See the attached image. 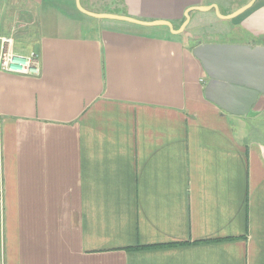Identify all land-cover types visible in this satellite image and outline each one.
<instances>
[{"label":"crops","instance_id":"crops-1","mask_svg":"<svg viewBox=\"0 0 264 264\" xmlns=\"http://www.w3.org/2000/svg\"><path fill=\"white\" fill-rule=\"evenodd\" d=\"M78 1L0 0L41 67L0 68V264H264V94L226 112L193 52L264 40V0Z\"/></svg>","mask_w":264,"mask_h":264},{"label":"water","instance_id":"water-1","mask_svg":"<svg viewBox=\"0 0 264 264\" xmlns=\"http://www.w3.org/2000/svg\"><path fill=\"white\" fill-rule=\"evenodd\" d=\"M253 2L254 0L229 14L218 13L222 18L230 19L244 12ZM78 7L93 16L119 18L143 24H166L171 26L169 20L142 21L112 13H95L85 9L80 0L78 1ZM193 8L217 9L218 7L215 4L190 7L187 10V19L183 28L188 24L190 19L189 12ZM193 52L201 61L209 77L205 86L206 98L230 114L247 116L259 97L264 94V41L256 44L199 41L194 46Z\"/></svg>","mask_w":264,"mask_h":264},{"label":"built area","instance_id":"built-area-1","mask_svg":"<svg viewBox=\"0 0 264 264\" xmlns=\"http://www.w3.org/2000/svg\"><path fill=\"white\" fill-rule=\"evenodd\" d=\"M11 42L12 37L2 38V46L0 50V68L19 74L39 75L41 73V67L38 53L35 51H32L28 54L14 52L10 48ZM1 191L2 184L0 183V192Z\"/></svg>","mask_w":264,"mask_h":264},{"label":"rangeland","instance_id":"rangeland-1","mask_svg":"<svg viewBox=\"0 0 264 264\" xmlns=\"http://www.w3.org/2000/svg\"><path fill=\"white\" fill-rule=\"evenodd\" d=\"M243 0H231V2L233 3V5H235V6H238L239 4H240V2H242ZM219 3H221V2H219ZM238 9V8H237ZM221 10L222 11H224L225 10V8L224 7H222L221 6ZM223 14V13H222ZM242 14V13H241ZM240 15V14H239ZM239 15H236V16H234L233 17V19L235 20V22H236V20H237V16H239ZM231 20H232V18H230ZM208 35H210V34H205V35H203L202 36V39L204 38V40H203V42H208V41H211V42H219V41H221L220 39V37H217V35H213V37H208ZM219 40V41H218ZM224 42H226V41H229V42H237V38H234V39H229V38H227V39H224L223 40ZM237 43H240V41L239 42H237Z\"/></svg>","mask_w":264,"mask_h":264},{"label":"flooded vegetation","instance_id":"flooded-vegetation-1","mask_svg":"<svg viewBox=\"0 0 264 264\" xmlns=\"http://www.w3.org/2000/svg\"><path fill=\"white\" fill-rule=\"evenodd\" d=\"M261 41H264V40H261ZM261 41H260V42H261Z\"/></svg>","mask_w":264,"mask_h":264}]
</instances>
